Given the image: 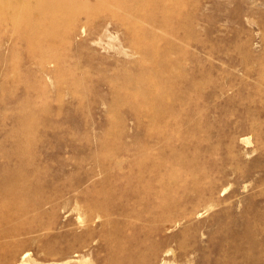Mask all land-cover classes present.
Returning <instances> with one entry per match:
<instances>
[{"label": "rangeland", "instance_id": "374dc122", "mask_svg": "<svg viewBox=\"0 0 264 264\" xmlns=\"http://www.w3.org/2000/svg\"><path fill=\"white\" fill-rule=\"evenodd\" d=\"M120 1L124 4L122 0ZM7 4L3 0L0 1V7ZM156 12L157 17L166 14V10L160 8ZM60 13L62 12L58 11V14ZM148 14L149 10H146L139 16V25L143 29L151 30L153 24L150 21L154 20L152 16L150 19ZM170 19H173V23L177 24L183 20L184 22H182L183 24L180 22L179 27L176 28L172 24L165 25L164 28L156 27L157 32L154 37L146 32L140 39L134 40L122 39L121 34L117 31L115 33L112 29V35L103 37L104 48H99L90 41H76L77 45L72 44L70 47L58 45L60 56H70V54L75 56L77 50L80 52L79 56L82 54V59L81 56L77 57L79 58L77 65V61H73L77 82L82 86L77 87V91H75L76 88L72 89L69 85L67 73L54 76L44 73L41 66L34 60L32 53L27 49L26 42L19 40V37L26 32L25 26L20 30H15L10 25L7 27V25L1 24L0 138L2 140L0 139V145L3 149L0 148V150L6 149V153H3L7 156L0 151L2 156H0V160L9 161L12 168L20 165L18 164L21 163L19 157L15 156L16 145L14 144H17L19 139L22 140L21 138L24 136L19 122L29 109L23 108L19 103L31 99L35 102L32 108L35 110H33L34 113L36 112L37 123L36 131L31 134L28 145H31H29V149L34 158L30 157L33 164L26 165L28 167L25 169L26 171L23 169L22 174L31 176L25 179V184L29 187L31 185V188H27V193L30 194V201H34V204L44 200L58 201L57 203L61 204L68 198L72 199L75 191L80 193L87 187H92L89 188L90 190L102 188L107 192L114 189L110 192L113 197H120L122 194L120 197L122 198L129 192L128 189L135 190L137 185L139 192L145 191L144 194L147 196L145 204L147 202L151 205L156 204V200V202L161 201V196L163 198L167 196V200H165L168 203L177 202L179 207L190 210V217L185 218L181 224L171 226L166 229L167 231L164 230L156 235V241L162 248V256L160 255L159 259L164 257L167 260L164 264H264V0H184V17L178 20L170 14ZM161 24H157V26ZM173 32L176 33L178 39L173 40L176 41L175 46L178 47L179 44H182L179 45L182 48L178 47L174 52H171L169 59L172 62L179 61L176 74L181 75V72L184 71V80L178 78L173 83L174 89L183 92V109L176 106L173 95H167L172 84L160 80L155 73L149 71L143 73L141 68L133 66L131 64L133 62H130L132 59L139 61L145 70L160 64L159 59L153 56L152 52L168 45L172 40ZM204 34L205 36H203ZM167 37H170V40ZM78 45L84 49L81 50ZM91 45L97 47L98 53L93 54ZM67 48L69 49L67 50ZM103 56L105 59H102ZM66 60H69V57ZM201 67L204 72L200 71ZM205 72L211 75V77L208 76L210 80L214 83L217 81L216 99L210 92L214 89V85L212 88L211 84L207 89L208 98L203 101L201 97L200 79ZM132 74L134 78L129 84L126 77ZM141 83L145 86L149 85L152 92L155 87L159 91H164L165 98L157 100L154 96L140 92ZM35 84L36 86L40 84L42 90H38V88L35 90L32 87ZM121 86H124L123 97L117 94ZM230 90L237 94H233ZM140 102L143 105H150L152 109L158 108L161 120L166 117L171 118V115H175V120L173 119L169 124L165 122L168 126L163 122L165 119L162 121L159 119L153 123L150 121L148 112L143 108L137 110ZM203 102L206 105L207 118L209 116L211 119L205 118L204 120L207 122L202 120L200 115L199 108L202 107ZM213 106L216 107L213 108ZM22 109L23 111H20ZM144 114L147 116L145 117ZM219 114L221 115L219 116ZM143 122L145 123L140 124ZM162 124L166 127H163ZM218 124L220 125L218 126ZM210 125L212 126L209 127ZM222 125L223 128L220 127ZM173 126L179 128H172ZM17 128H19V132ZM164 130L172 132L171 139L170 137L161 139L158 137ZM175 130L177 133L174 132ZM15 131L18 132V135ZM8 137H10V141ZM103 141H108L112 147L104 146ZM180 143L184 145L181 144L183 145L181 146ZM101 144L104 147H101ZM13 145L15 148L12 147ZM70 145L72 149H70ZM155 145L156 147H154ZM140 146L142 150L139 148ZM8 147L14 149L13 152ZM167 147L168 149H166ZM170 147L176 148V150H172ZM143 149H146L147 152L151 150L150 158L154 157L153 161L156 160L159 163L160 169L157 168L159 173L153 171L152 161L149 162L150 164L148 162L145 164L139 160ZM155 152L157 154H154ZM110 153L111 157L114 156L113 158L116 155L120 156V159L124 157L126 162L122 159L124 163L115 167L112 164L113 158H108ZM51 154L55 156H51ZM160 160L166 164H162ZM169 162H174V164ZM15 164L18 165L15 166ZM145 165L147 167H144ZM17 171L19 172V170ZM121 171L125 174L123 175ZM128 171L130 176L126 174ZM143 175L147 177L144 178ZM151 175L157 176V179ZM205 176L208 177L205 178ZM184 177H186L185 180ZM146 179L150 180V183ZM127 181L128 183H126ZM195 181L197 182L195 183ZM182 182H184L183 185ZM133 185L135 186L133 187ZM50 186L54 189H50ZM72 186L75 189L69 188ZM186 188L187 191L184 190ZM39 190L41 193H37ZM204 190L209 193H205ZM200 193L202 196L199 195ZM149 194L155 199H150ZM197 194L199 197L196 196ZM59 214L61 223L68 222L62 213L59 212ZM90 238H86L87 246L84 247L85 255L83 257L86 262L84 263L90 261L92 264H101V259L106 252L103 243L97 241L96 234ZM75 257L81 259V254L78 253ZM80 263L84 264L83 262L76 264Z\"/></svg>", "mask_w": 264, "mask_h": 264}, {"label": "bare ground", "instance_id": "6f19581e", "mask_svg": "<svg viewBox=\"0 0 264 264\" xmlns=\"http://www.w3.org/2000/svg\"><path fill=\"white\" fill-rule=\"evenodd\" d=\"M0 1H2V0H0ZM3 1L7 2L8 4L4 7H0V25L4 24V25H7V27L10 25L15 30H20L25 26L26 32L24 34H22V36L19 37V40H23L24 42H26L27 47H28L27 49H29V51L32 53L34 60L37 62V64L41 66L44 73H48V75H50V76H54L55 74L59 75L60 73H63V74L67 73L68 74L67 77L69 78V85H71L72 89L76 88L75 91H77V89H78L77 87H80L81 85L78 84V82H77L75 70L73 68L74 67L73 61L74 60H75L74 62L77 61V63H76V65H77L78 59L80 58V56L82 59V54L79 56L80 52H79V50H77L75 56H71V54H70V56H68V55H65V56L61 55L60 56L58 45H64L65 47H70L72 44L77 45L76 41L77 42H79V41L80 42L90 41L93 45L99 46V48L100 47L104 48L103 37L105 35H112L111 34L112 29L115 31V33L117 31V33L121 34V36L123 37L122 39H127V40H134L136 38L140 39L144 34H146V32H147V34L154 37L156 35V32H157L156 27L164 28L165 25H169V24H172L175 28L177 26L179 27L181 21L178 24L173 23V19H170V14L173 17L175 16V18H177L178 20L180 18L184 17V0H122V2L124 4H122L120 0H3ZM159 8L166 10V14L163 15L162 17H157L156 11ZM146 10H149L148 16L150 17V19L152 16L153 20H154V21H152V20L150 21V23L153 24V29H151V30L147 29L148 31L146 29H143L139 25V16ZM58 11H61L62 13L58 14ZM182 22H184V20ZM182 22H181V24H183ZM157 24H161V25L157 26ZM179 31H180V29H179ZM174 33L175 32H173L171 34V35H173L172 40L169 41L168 45L162 47V49L157 48L154 50V52H152V54L154 53L153 56H155L157 59H159V61L158 60L157 61L160 64H158L157 66H154L151 69L145 70L139 61L132 59V60H130V62H133V63H131V64H133V66L135 65L136 67H139V69L141 68L140 70L143 71V73H145L147 71H149L151 73H155L160 80L167 81L170 84H172L170 87L171 89L169 90V88H167L169 90V92L168 93L166 92V93H167V95H169V94L173 95L172 97L175 98L173 101H175L176 106L178 105L181 109H183L184 108L183 92H181L179 89L178 90L176 88L174 89L173 83L176 82L178 80V78L179 79L181 78L184 80V71L181 72V75L176 74L175 73L177 71L176 67H177V63L179 61L172 62L169 59L170 58L169 54L171 52H174V50L177 49L178 47H180L179 45H182V44H179L178 47L175 46L176 41H173V40H175V38H176V40H178V39H177L176 33L175 34ZM180 34H181V32H180ZM203 36H205V34ZM169 38L167 37L168 40H170ZM180 41H181V37H180ZM204 43H206V42H204ZM202 45H204V44H202ZM78 46L81 47V45H78ZM210 46H209V48H212ZM204 47H206V46L204 45ZM90 48L92 49L93 54H96V52L98 53L97 47H92V45H91ZM180 48H182V47H180ZM68 49L69 48H67V50ZM82 49H84V48L81 47V50ZM206 51L208 52V48ZM204 53H205V51H204ZM211 55H213V54H211ZM0 57H2V56H0ZM67 57H69V60H66ZM77 57H79V58H77ZM205 58H206V56H205ZM102 59H105V57L103 56ZM171 59H172V57H171ZM3 63H5V62H3ZM202 64H201V66H202ZM212 65H214V64H212ZM211 67H213V66H211ZM208 68H210V67H208ZM201 69H202V67H201ZM200 71H203V69ZM101 73H104V72H101ZM215 75H216V73H215ZM208 76L211 77V75H208V73L205 72L202 75V79H200L201 80V82H200V94H201V97L203 98V101H204V99L208 98L207 97V95H208L207 89H208V85H210V84H211V87L214 85L213 91L212 90L210 91V92H212L211 94L213 95V97L215 99L217 97L218 91H215V90H217L216 89V86H217L216 82L217 81H215V83H214L212 80H210V78H208ZM133 78H134L133 74L128 75L126 77V81L128 80V82L130 84ZM233 78H235V77H233ZM211 79H213V78H211ZM225 84H227V83H225ZM225 84H223V85H225ZM38 85L36 86V84H35V86H32V87L35 90H37V88H38V90L39 89L42 90V86L40 84H38ZM124 85H125V83H124ZM227 85H229V84H227ZM46 88H44V89H46ZM230 89H231V87H230ZM236 89H235V91H237ZM122 90H124V86H121L119 88L117 94L119 96L123 97L122 94H124V93L122 92ZM139 90H140V92L154 96V98H156L157 100H162L166 96V95H164L165 92L159 91V89L157 87H155L154 92H152L151 87L149 85L145 86L144 84L142 85V83L139 86ZM226 91L228 92V90H226ZM230 92H232V91L230 90ZM235 93L237 94V92H235ZM235 93H233V94H235ZM234 97H235V95L233 96V98ZM142 98H144V97H142ZM146 98H147V96H146ZM1 102L3 103V101H1ZM34 103L35 102H33L31 99H26L25 101H22L19 103L23 108L26 107L29 109V110L27 109L28 110L27 114L26 115L24 114V117H22V119L19 122L20 126L22 127V130L24 132L23 133L24 136H23V138H21L22 140L19 139V142L17 143L18 146L16 143L14 144V145H16L15 146L16 148L14 147V145L12 146L13 148L16 149V152H15L16 155L15 156L19 157L20 160L19 159L18 160L21 161V163H18V164H20V165L16 168H12L9 161L3 160V159H2L3 161L0 160V264H76L78 262L84 263V262H86L85 261L86 259L83 258L85 255L84 247L87 246V244H85L87 242L86 238H89V237L92 238L93 236H95V234H96V236H98V240L97 239H94V240L102 242L103 243L102 245L106 251L105 255L101 259V262H100L101 264H164L167 260L164 257L159 259L160 255H161V249L162 248H161L160 244L156 241V235L158 233H161L162 231L164 232V230H166V229L171 228V226L181 224L185 218H188L191 215L190 210H187V209L184 210V207L183 208L179 207V204L177 202H174L171 204L168 203L166 201L167 196H166V198H163V196H161V201L160 202L158 201L159 203L156 202L157 200L156 201L154 200L156 204L151 205L148 202H147V204H145V200L147 198L146 194H144L145 191H142L143 193L139 192L137 190L139 187L137 188V185H136L135 190L133 188H131V190L128 189L129 192H127L125 190L127 193L124 192L126 194L123 195L122 198H120L122 196V194H120V197H118V196L113 197V194H111L110 192L114 191V189H112V190L109 189L110 192H107V191L102 190V188H100V187H99L100 189L98 188L99 190H94V189L90 190L89 188H92V187H89V188L87 187L86 189L80 191V193L75 191V193H74L75 195L73 196L72 199L68 198V200H67L65 198L66 201L62 202L61 204L57 203L58 201L57 202H53V201L51 202L48 200L40 201V202H37L35 204H34V201H30V198H31L30 194L27 193V188L29 187V185L27 186L25 184V179L29 178L31 176H29V175L25 176L24 174H22V172H23V169L24 170L27 169L28 166H26V165H29V163L32 162V158H30V157L34 158V156H31V152L29 149L30 144L28 145V143L31 140V137H30L31 134L35 133V131H36V123H37L36 114H35L36 112L34 113L35 110H34V108H32V105ZM3 105H4V103H3ZM17 107H19V106L17 105ZM214 107H216V106H213V108ZM137 108H139L137 110H140L141 108H143L146 112H148V115L150 116L149 118L151 119L150 121H152V122L158 121L161 117L160 112L157 111L158 108L152 109V107H150V105H143L142 102L139 103V106ZM199 110L201 113L200 115L202 117V120L207 118L208 113H207L205 102H203V105L201 108H199ZM20 111H23V109ZM20 111L18 110V112H20ZM24 112H25V109H24ZM135 112H137V111H135ZM135 114L137 115V113H135ZM183 114H184V112H183ZM209 115H211V114H209ZM220 115L221 114H219V116ZM249 115L251 116V114H249ZM146 116L147 115H145V117ZM178 116L180 117L182 115H178ZM214 117H212V118H214ZM244 117L246 118V115ZM208 118H209V116H208ZM235 118H237V117L235 116ZM163 119H165V121H163L164 123L166 122L169 124V123H171L170 121H172L173 119L175 120V115L174 116L171 115V118L166 117ZM241 119L243 120V118H241ZM241 119H239V120H241ZM204 121H206V120H204ZM235 121H237V120H235ZM247 121H248V119H247ZM149 122H148V124H149ZM230 122H232V121H230ZM15 123H17V122H15ZM144 123L145 122L140 123V124H144ZM166 123H165V125H166ZM200 123H202V122H200ZM168 124L166 126H168ZM205 125L208 126V124H205ZM219 125L220 124H218V126ZM249 125H250V123H249ZM252 125H254V124H252ZM160 126H161V124H160ZM162 126H163V124H162ZM211 126L212 125H210L209 127H211ZM244 126H246V125H244ZM174 127L175 126H173L172 128H174ZM220 127L223 128V125ZM175 128H179V127H175ZM222 128H220V129H222ZM254 128H255V126H254ZM200 129H202V128L200 127ZM17 130L19 132V128H17ZM170 131H172V130H170ZM18 132L15 131V133H17V135H18ZM174 132L177 133L176 130ZM221 132H222V130H221ZM171 133L172 132L169 133L168 130H166V131L164 130L160 133V136H158V137H160V139L161 138H167V137L171 136ZM178 133H180V132H178ZM205 134H207V133H205ZM155 135H153V136H155ZM219 135H220V133H219ZM175 136H174V138H176ZM216 136H215V138H217ZM10 137H8L9 141H10ZM14 137L16 138L17 136H14ZM155 137H157V135ZM237 137H238V135H237ZM6 138H7V136H6ZM18 138H20V137H18ZM17 139H16V142H17ZM170 139H171V137H170ZM169 140H168V142H169ZM163 142H161V143L163 144ZM165 142H167V141H165ZM3 143H4V145H6L4 141H3ZM12 143H14V142H12ZM103 143H104V146L106 145V147L108 146V148L112 147L108 144V141L107 142L103 141ZM112 143H113V141L111 142V144ZM124 143L125 142L123 141V144ZM155 143H157V142H155ZM172 143H170V144L172 145ZM126 144H127V142H126ZM181 144H183V143H180V145ZM117 145H118V143H117ZM183 145H181V146H183ZM59 146L61 147V145H59ZM102 146L103 145L101 144V147ZM148 146H149V144H148ZM150 146H152V145H150ZM173 146H174V144H173ZM9 147H11V146H9ZM9 147H8V149H11ZM132 147H134V146H132ZM154 147H156V145ZM0 148L3 149L1 147V145H0ZM113 148H111V149H113ZM139 148H141V146ZM145 148H146V146H145ZM157 148L159 149L160 147H157ZM70 149H72V146ZM86 149H88V148H86ZM99 149H100V146H99ZM111 149H109V150H111ZM115 149H117V148L115 147ZM123 149H121V150H123ZM147 149H148V147H147ZM154 149H156V148H154ZM166 149H168V147ZM171 149L176 150V148H173V147ZM5 150L6 149H4V151H1V150L0 151L2 152V154H4L3 152L6 153V151H7V150L6 151ZM13 150H12V152H13ZM127 150H129V148H127ZM136 150H135V153H136ZM141 150H142V148H141ZM150 151L147 152L146 149H143V151L141 152L142 155L140 156L139 160L145 164L147 162L149 163L150 161H152L151 165H152V168L154 169L153 171L158 172L157 168L159 167L158 166L159 163H157L156 160L153 161L154 155L152 156L153 157L152 159L150 158L151 157ZM43 152L45 153V151H43ZM83 152H85V151H83ZM88 152H86V153H88ZM114 152L116 153V150ZM114 152H111V153H114ZM46 153H47V151H46ZM111 153H110V156L108 155V158L114 157V156L111 157L112 156ZM162 153H163V150H162ZM176 153H178V151H176ZM48 154L50 155V153H48ZM154 154H157V153L155 152ZM167 154H169V153H167ZM33 155H34V153H33ZM52 155H54V154H51V156ZM5 156H7V155H5ZM11 156H13V155H11ZM51 156H49V157H51ZM45 157H48V156H45ZM119 157L120 156L116 155L115 158H113V162L111 161L115 167L121 166L124 163L123 160L125 161L124 157L122 158L123 160L120 159ZM156 157H157V155H156ZM161 157H163V156H161ZM171 158H173V157L171 156ZM40 159H42V158H40ZM135 159H136V157H135ZM102 160H103V158H102ZM184 160H186V159H184ZM13 162H12V164H13ZM39 162H41V161L39 160ZM103 162H105V161H103ZM141 162H140V164H142ZM167 162H168V160H167ZM161 163H162V161H161ZM163 163H164V161H163ZM169 163H171V162H169ZM18 164H15V166H17ZM31 164H33V163H31ZM109 164H111V163L109 162ZM109 164H108V166H109ZM165 164L166 163H164V165ZM171 164L173 165L174 162H172ZM171 164H169V165H171ZM130 165H131V163H130ZM206 165H207V163H206ZM43 167L44 166H42V168ZM144 167H147V166L145 165ZM129 168H131V167H129ZM112 169H114V168H112ZM159 169H160V167H159ZM16 170H19V172L18 171L16 172ZM140 170L141 169L139 168V171ZM143 170H145V169H143ZM161 170H164V169L161 168ZM38 171H41V170H38ZM122 171H121V173H122ZM137 172H138V170H137ZM137 172H135V173H137ZM165 173H167V172H165ZM39 174H40V172H39ZM124 174H125V172H124ZM126 174H128L127 176H130L129 171ZM130 174L132 176V173H130ZM155 175H151V176H155ZM157 175H159V174H157ZM143 176H142V178H143ZM33 177H34V175H33ZM135 177L137 178V176H135ZM146 177L144 176V178H146ZM155 177L157 179V176H155ZM207 177L205 176V178H207ZM35 178H36V176H35ZM160 178H161V176H160ZM203 178L204 177H202V179ZM38 179H40V178H38ZM185 179H186V177H184V180ZM133 180H131V181H133ZM158 180H160V179H158ZM57 181H59V180H57ZM142 181H141V185H142ZM147 181H149V183H150V180H147ZM209 181H212V180H209ZM52 182H53V180H52ZM134 182H135V180H134ZM137 182H138V180H137ZM196 182L197 181H195V183ZM34 183H35V181H34ZM57 183L59 184V182H57ZM57 183H56V185H57ZM126 183H128V181ZM144 183H145V181H144ZM205 183H207V182L205 181ZM205 183H202V184H205ZM131 184H133V183H131ZM181 184L183 185L184 182H182ZM56 185L53 184L52 186H56ZM59 185H61V184H59ZM38 186H39V184H38ZM134 186L135 185H133V187ZM150 186L152 187V185H150ZM50 187H48V188H50ZM73 187L74 186L69 187V188H73ZM129 187H131V186H129ZM29 188H31V185ZM52 188L54 189V187H51L50 189H52ZM73 189H75V188H73ZM144 189H145V187H144ZM184 190L187 191V188ZM197 190H198V188H197ZM57 191H59V190H57ZM30 192H31V190L29 191V193ZM73 192H74V190H73ZM150 192H151V190H150ZM184 192H183V196H184ZM206 192H208V191H205V193ZM37 193H41L40 190H39V192L37 191ZM176 193H174V195L177 196ZM201 194L202 193H200L199 195H201ZM48 195H50V194H48ZM67 195H66V197H67ZM44 196H46V195H44ZM149 196L151 197L150 199H155V198H152L153 197L152 195L149 194ZM187 196H188V194L186 195V197ZM196 196H198V194ZM48 198H49V196H48ZM52 198H55V197H52ZM180 198H182V197H180ZM61 199H63V198H61ZM33 200H35V199H33ZM171 201L173 202V200H171ZM174 201H175V199H174ZM151 202H152V200H151ZM54 212H56L57 214H59V212L62 213L64 218H66L68 220V222L61 223L59 220L60 214L57 215ZM92 241H93V239H92ZM78 253L81 254V259H77L75 257V255ZM87 261H89V260H87ZM89 262L84 263V264H92L91 262L90 263Z\"/></svg>", "mask_w": 264, "mask_h": 264}]
</instances>
